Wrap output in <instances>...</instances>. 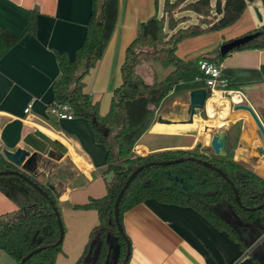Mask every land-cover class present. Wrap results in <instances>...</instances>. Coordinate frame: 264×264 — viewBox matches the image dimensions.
<instances>
[{
    "label": "trees",
    "instance_id": "obj_1",
    "mask_svg": "<svg viewBox=\"0 0 264 264\" xmlns=\"http://www.w3.org/2000/svg\"><path fill=\"white\" fill-rule=\"evenodd\" d=\"M247 1L252 0H215L214 5L211 0H163L159 14V0H155L154 14L138 23L135 37L125 47L120 66L121 81L111 92L109 109L105 114L100 113L99 101L84 90V78L101 59L113 33L119 0H91L84 38L75 48L73 57L70 58L66 52L55 51L59 75L51 85L53 100L50 105L65 103L73 117L84 118L95 142L106 153V167L101 172L104 195L90 197L87 202L72 206L74 209L95 210L98 219L89 232L82 254L72 264H127L130 248L125 260L129 240L123 230L122 215L147 199L192 207L239 243L254 264H263L254 255V249L259 244L264 245V205L246 209L264 202V193L259 191L264 189L263 177L234 161L227 151L226 156L215 155L210 146V149H170L145 155L133 151L175 85L202 79L200 61L207 59L219 63L228 54H220L217 48L214 56H205L204 53L195 59H185L176 54L177 44L186 38L233 24L243 14ZM260 1L264 9V0ZM176 9L193 12L198 21L184 27L177 26L187 21L189 16H176ZM36 14L37 10H30L29 23L21 34L0 28V58L24 35L35 33ZM176 26L166 39L167 31ZM248 33L256 35L230 52L264 48V24ZM160 44L163 45L157 47ZM140 45L151 47V50L137 52ZM141 54L144 61H162L171 68L170 71L161 80L146 82L136 70ZM178 158L183 160L169 165L155 164ZM197 159L211 163L226 175L237 190L240 205L230 182ZM139 166L143 168L132 178L118 205L119 223L123 230L120 232L114 219V202L130 173ZM8 170L23 172L41 190L18 174L0 175V190L18 207L15 215H0V251L20 264L26 254L41 247L24 264H55L58 253L62 251L63 237L60 239L54 213L55 209L59 211L58 191L50 188L47 182L53 183L58 174L44 171L28 173L8 161L0 151V171ZM185 177L196 180L198 192L181 187V180ZM94 242H98L96 255L88 262L87 256Z\"/></svg>",
    "mask_w": 264,
    "mask_h": 264
},
{
    "label": "crops",
    "instance_id": "obj_2",
    "mask_svg": "<svg viewBox=\"0 0 264 264\" xmlns=\"http://www.w3.org/2000/svg\"><path fill=\"white\" fill-rule=\"evenodd\" d=\"M254 1L256 0L251 2ZM257 1L263 9L262 2ZM90 2L91 0H0V28L16 34H21L26 29L30 10H37L35 33L24 35L0 58V148L13 151L19 146L24 147L23 136L36 127L53 138H56L53 132L58 134L67 145V153L59 160L42 155L37 170L56 173L64 159L73 163L75 173L72 176L57 175L53 182L58 191L59 208L72 207L87 202L90 197L103 195L101 192H93L90 186L96 176L101 177L106 165L96 175V167L84 149L85 144L72 132L70 135L65 133L72 130V127L68 129L67 124L74 123L73 118L58 119L48 111L53 100L51 85L59 75L55 51L66 52L70 58L73 57L75 48L84 38ZM162 2L163 0H159V4ZM214 2L215 0H211L212 5ZM154 12L155 0H119L113 33L101 59L84 78V90L94 96L93 99L103 98L107 93L111 96L112 90L121 81L119 70L125 47L135 37L138 23ZM190 17L193 19L192 15ZM263 24L264 9L263 15L257 19L247 4L243 14L233 24L186 38L181 44L189 41L191 48L194 44L198 48L188 55L191 56L188 59H195L204 53L205 56H214L216 46L243 36ZM203 35L210 37L204 39L206 36ZM208 40L211 43H205ZM180 54V57L187 59ZM155 60L145 61L136 69L146 81L141 72L142 67L151 68L152 81H146L148 83L164 78H157L151 66ZM219 64L230 87L239 94L234 95L227 103L221 101L224 104L220 106L224 107L227 114L208 119L206 112L197 113L191 124L178 122L186 118L189 92L203 87L200 79L180 82L171 92L173 96L177 89L187 91L185 95L172 97V107H178V110L169 107L157 113L177 122L166 124L154 119L137 141L134 153L145 155L170 149H192L198 146L199 141L203 142L200 146L203 147L208 143L210 134L216 128L223 127L227 136L225 148L232 159L257 174L260 171L262 175H259L264 177V147L257 134V126L247 111L233 108L239 103L248 104L264 127V48L229 52ZM165 101L160 104L159 109ZM28 103H31V109L25 113L24 108ZM219 110L223 111L220 107ZM211 121L214 123L209 124ZM205 126H209L212 131H206ZM189 131H196L197 134H190ZM146 136L151 139H144ZM51 161H54L52 166L48 164ZM75 210L79 211L76 212L78 214H65L66 218H63L62 251L58 253L55 264L75 262L85 248L91 228L97 223L95 210ZM17 211V205L0 190V215H15ZM122 225L130 244L127 264H254L251 256L242 251L239 243L190 206L147 199L123 213ZM0 264L17 263L7 253L0 251Z\"/></svg>",
    "mask_w": 264,
    "mask_h": 264
},
{
    "label": "water",
    "instance_id": "obj_3",
    "mask_svg": "<svg viewBox=\"0 0 264 264\" xmlns=\"http://www.w3.org/2000/svg\"><path fill=\"white\" fill-rule=\"evenodd\" d=\"M255 35H256L255 33H247L243 36L227 40L219 46V53L222 55H225V54L229 53L232 49L237 48V47L245 44L246 42L251 40ZM206 98H207V90L205 87H197V88L192 89L189 92V104L186 108V118H184L183 120H180L178 122L190 123V124L193 123L194 118L197 115L198 111H200V110L204 111ZM233 108H234V110H237V109L245 110L251 115V117L253 118V120L257 126V134H258V136H259V138L263 144V147H264V127L262 126V124H261L260 120L258 119L253 108L251 106H249L248 104H243V103L236 104ZM156 121L159 123H166V124L177 122V121H173V120L168 119V118H164L161 115L156 116ZM205 129L207 131H212V129H210L209 126H205ZM188 133L193 134V135L197 134L196 131H189ZM226 138H227L226 132L221 131L220 129L215 130V131H213L212 134H210L208 145L211 147V149L215 155L226 156V154H227L226 148H225ZM22 142L24 144V147L19 146L13 151L8 150L6 148H3L2 154L4 155V157L8 161L12 162L14 165L21 168L23 171H26V172L32 173V174H38L39 173V171L37 170V164L39 163L40 159L42 158V155L47 156L50 159L59 160L68 151L67 147L62 142H60L56 138H53V137L47 135L45 132H43L39 128H34L33 130L27 132L23 136ZM202 143H203L202 141H199L198 146H196V148H201L200 146L202 145ZM191 159H194V158H191ZM182 160H183V158H178V159H174V160L160 161V162H157L155 164H157V165H169V164L181 162ZM197 161H200L204 166L213 169L218 174H220L222 177L227 179L226 175L216 166L212 165L211 163H209L207 161H201L199 159H197ZM142 168H143V166H139L138 168H136L134 171H132L130 173V175L126 179L124 185L122 186L121 190L119 191V193L117 194V197L115 199L114 211H113L114 212V219H115L116 225H117L120 232H123L121 225L119 223V217H118V205H119L120 199H121L123 192L125 191L126 187L128 186V184L132 180V178ZM1 174H18L21 177H23L26 181L33 184L34 187L41 190V188L36 183H33L27 176H25V174L23 172H20L17 170H8V171H0V175ZM230 184H231L232 189L234 191L236 202H237V204L240 205L241 203H240V200L238 197L237 190L231 182H230ZM47 185L50 188L56 190L54 183L47 182ZM210 193L211 192H208V194H210ZM263 205H264V202L262 204L258 205L257 207H251V208H246V209L253 210L256 208H260ZM54 213L57 217L59 230H60V239H61L63 237L64 228H63V225H62V222L60 219L59 211L57 209H55ZM97 246H98V242H94L92 244L90 251H89V254L87 256L88 262L91 261L95 257L96 251H97ZM129 248H130V244H129V242H127V253L125 256V260L127 259L128 255H129ZM41 249H42L41 247H38V248L31 250L28 254H26L21 259L20 264H24V261L28 257H30L32 254L40 251Z\"/></svg>",
    "mask_w": 264,
    "mask_h": 264
},
{
    "label": "rangeland",
    "instance_id": "obj_4",
    "mask_svg": "<svg viewBox=\"0 0 264 264\" xmlns=\"http://www.w3.org/2000/svg\"><path fill=\"white\" fill-rule=\"evenodd\" d=\"M162 3L159 4V10H158L159 14H160V11H161L160 7H161ZM247 4H249L250 8L254 12V15H255V17L257 19H259V16L263 15V9H262L261 3H259L257 0L254 1V2L247 1ZM188 13L193 16V19L190 17V15H187V16H189V19L187 21H185V22L179 23L177 26L184 27V26H187L190 23H196L197 22L198 19H196L195 14L193 12H190V11H178V9H176V11H175V15L176 16H181L183 14H188ZM190 19H192V20L189 22ZM177 26L174 29L167 31V34L165 36L166 39H168L169 35L173 31L176 30ZM197 36H200V35H197ZM203 36H206V35H203ZM207 36L210 37V35H207ZM207 36L204 39H206ZM181 42H183V40L180 41L177 44V47H176V54L178 56H179V53H181L180 55L183 56V57H186V58L187 57H191V56H188V55H191V53L197 51V49H198V48L197 49L195 48L196 44H194L193 47L191 48V45H190L189 41H188V43H182V44H181ZM205 43L209 44L211 42H210V40H208ZM162 45L163 44L157 45V47H160ZM216 47L219 48V46H216ZM150 48L149 47H145L144 45H140L139 47L136 48V51L138 52V51H144V50H151ZM139 56H140V60H141L139 64L144 63L145 62L144 61V56L142 54L139 55ZM151 66L153 67V70H154L157 78L160 77V79L165 77L167 75L165 73L170 70V67L165 66L162 63V61H160V60H155L154 62L151 63ZM142 68L143 69L141 70V72H143V75L146 77L145 78L146 81H148V82L152 81L151 80L152 79V75L150 73V69L151 68L147 69L144 66ZM154 79H156V78H154ZM186 92H187L186 89L185 90L177 89V91L173 94V96L171 95V96H169L168 98L165 99L166 101L164 102L163 107L160 108V109L158 108L157 113H161L165 109L173 106L172 105V97L175 98V97L181 96L183 94L185 95ZM92 97H94V96H92ZM110 97L111 96L107 93L103 98H100V97L98 98L99 110H100L101 114H105L108 111L109 105H110V99H111ZM219 107H222V106H219ZM173 109H177L178 110V107H174ZM48 111H49V109H48ZM157 113H156L154 119H156ZM198 113L204 114L205 110L204 111L200 110V111H198ZM49 114L51 116H56L55 114L51 113L50 111H49ZM182 117H185V116L182 115ZM206 117H207V115H206ZM73 120H74V123L67 124L68 129H71L70 127H72V130L69 131V132H65V133L70 135V132H72L73 135L75 137H77V139H79L82 143L85 144V148L84 149H85L86 153L91 157L92 163L96 167L95 174L98 175L102 171L104 165H106V153H105V150L100 144L95 142V140L93 138V135H92V132H91V129H90V126H89L88 122L84 118H82V117H73ZM208 123L209 124H213L214 122L211 121V122H208ZM227 125H228V123H227ZM41 126H43V125H41ZM56 127H58V126H56ZM36 128H38V127H36ZM216 129L217 130L220 129L221 131H223V127L216 128ZM53 133L56 135V139H58L60 142H62L67 147L65 142H63V140L58 136V134H56V132H53ZM147 138L151 139L148 136L144 137V139H147ZM203 147H206V148L210 149L208 143H206V145H204ZM0 151L2 152L1 148H0ZM53 162L54 161H51L48 164L52 166ZM72 165H73V163L70 160H67V159L65 160L64 159L62 161V165L58 167L56 173L59 176H61V177L72 176L75 173V170H74ZM257 172L262 175V173L260 171H257ZM261 175H259V176H261ZM261 177H263V176H261ZM195 182H196L195 179H192L191 177H188V178L185 177L184 180L181 181L180 185H181V187L183 189H185L187 191L198 192V189H197V186L195 185ZM90 189L93 192H97V193L101 192L104 195V190H105L104 189V183H103V180H102V178L100 176L99 177L98 176L95 177L94 181L92 182V184L90 186ZM76 212H79V211H76L75 209H72L71 206H66V207L62 206V207L59 208V214H60L62 222H63V218H66L65 214H78ZM254 255L257 256L262 261V263L264 264V245L263 244H259L254 249Z\"/></svg>",
    "mask_w": 264,
    "mask_h": 264
},
{
    "label": "built area",
    "instance_id": "obj_5",
    "mask_svg": "<svg viewBox=\"0 0 264 264\" xmlns=\"http://www.w3.org/2000/svg\"><path fill=\"white\" fill-rule=\"evenodd\" d=\"M199 69L202 71L204 77L200 80L203 81L204 87L207 90V98L205 100V112L207 118V107L211 106L214 109V117L218 116L219 107L216 101L229 102L234 95H239L229 85L228 78L222 73L221 66L218 62L209 61L204 59L199 62ZM31 109V103H28L24 108V112L28 113ZM49 111L57 116L58 119H72L73 115L70 108L65 103L50 105Z\"/></svg>",
    "mask_w": 264,
    "mask_h": 264
},
{
    "label": "bare ground",
    "instance_id": "obj_6",
    "mask_svg": "<svg viewBox=\"0 0 264 264\" xmlns=\"http://www.w3.org/2000/svg\"><path fill=\"white\" fill-rule=\"evenodd\" d=\"M225 103V102H224ZM224 103H222L221 101L217 100L216 101V105L217 106H220V105H223ZM226 105V104H225ZM222 110L224 109V107H220ZM207 113H208V116L210 118H213L214 117V109L211 107V106H208L207 107ZM227 114V111L226 110H223L222 112H218V115H221L222 117H224V115ZM219 121V120H218ZM222 123V122H221ZM43 131V130H42ZM44 132V131H43ZM48 135V134H47ZM206 141V140H205Z\"/></svg>",
    "mask_w": 264,
    "mask_h": 264
},
{
    "label": "flooded vegetation",
    "instance_id": "obj_7",
    "mask_svg": "<svg viewBox=\"0 0 264 264\" xmlns=\"http://www.w3.org/2000/svg\"><path fill=\"white\" fill-rule=\"evenodd\" d=\"M256 173V172H255ZM257 174V173H256ZM258 175V174H257ZM260 192H262V194L264 193V189L263 188H260L259 190Z\"/></svg>",
    "mask_w": 264,
    "mask_h": 264
}]
</instances>
